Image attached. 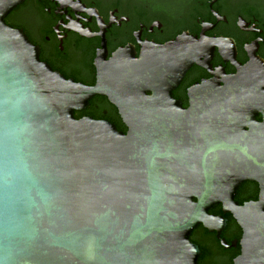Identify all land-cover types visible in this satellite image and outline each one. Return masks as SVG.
Listing matches in <instances>:
<instances>
[{
    "label": "water",
    "instance_id": "obj_1",
    "mask_svg": "<svg viewBox=\"0 0 264 264\" xmlns=\"http://www.w3.org/2000/svg\"><path fill=\"white\" fill-rule=\"evenodd\" d=\"M21 1L0 0V264H197L190 233L219 222L218 204L243 230L235 264H264V86L251 68L195 84L184 108L171 91L196 45L180 36L139 57L97 54L87 86L5 23ZM94 95L126 132L73 116ZM246 180L258 198L239 204Z\"/></svg>",
    "mask_w": 264,
    "mask_h": 264
},
{
    "label": "flooded vegetation",
    "instance_id": "obj_2",
    "mask_svg": "<svg viewBox=\"0 0 264 264\" xmlns=\"http://www.w3.org/2000/svg\"><path fill=\"white\" fill-rule=\"evenodd\" d=\"M4 21L26 34L42 62L87 86L96 82L97 54L108 60L122 50L139 57L149 45L180 36L196 45L195 59L171 91L184 108L195 84L223 85L245 67L251 68L247 79L264 86V0H22ZM73 116L109 121L127 131L118 109L103 95H94ZM258 194V184L246 180L234 199L242 204ZM208 213L219 222L211 228L200 223L189 236L199 249L197 264H235L242 253V228L221 204Z\"/></svg>",
    "mask_w": 264,
    "mask_h": 264
}]
</instances>
